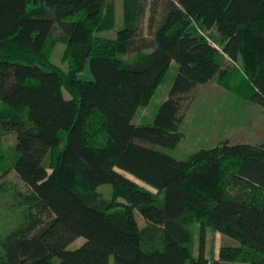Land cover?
I'll return each mask as SVG.
<instances>
[{"label":"trees","instance_id":"16d2710c","mask_svg":"<svg viewBox=\"0 0 264 264\" xmlns=\"http://www.w3.org/2000/svg\"><path fill=\"white\" fill-rule=\"evenodd\" d=\"M144 9L125 0L113 39L99 33L115 28V0H0V173L15 170L29 188L23 221L0 238V264H264V143H223L185 159L165 151L185 137L189 95L233 64L244 80L229 88L264 111V0H166L155 36L138 43ZM201 29L217 30L231 64L222 67ZM59 42L68 70L51 59ZM173 62L168 98L153 122L135 124ZM88 65L92 80L79 76ZM208 228L236 244L210 259Z\"/></svg>","mask_w":264,"mask_h":264},{"label":"rangeland","instance_id":"374dc122","mask_svg":"<svg viewBox=\"0 0 264 264\" xmlns=\"http://www.w3.org/2000/svg\"><path fill=\"white\" fill-rule=\"evenodd\" d=\"M115 1L117 12L115 28L99 33L101 36L113 39L117 38L118 32L123 28L125 20V0ZM141 2L145 9L139 21L138 43H140L142 38L152 39L155 36L156 30L165 15L166 0H162L155 11L152 10L153 0H141ZM200 31L208 38L209 42L219 48L221 53L219 60L222 67L225 68L231 64L229 57L222 53V49L217 44V39L221 38L217 30L213 29L209 31L201 29ZM56 35H60L59 29L56 31ZM65 50L66 45L63 42H59L52 53L51 59L56 65L64 70H68ZM135 55L136 53H128L122 55V57L126 61H131ZM234 65L236 67L233 68L232 72L216 75L208 83L199 85L189 95L193 100L182 126L185 137L176 148L165 149L166 152L177 159H185L202 148H213L223 143L234 145L246 140L258 143L264 142L263 108L254 102L240 98L229 88L244 80L241 64ZM178 68L179 66L176 62L171 64L170 69L162 78L152 99L146 105L140 107L133 120L135 124H149L153 122L159 107L169 96V91ZM79 76L85 80H92L93 75L90 66L88 65ZM65 95L68 98L70 97L67 92H65ZM2 140L4 147L10 151L17 143V136L15 133H9L4 135ZM123 173L140 184L157 190L155 186L140 179L133 173L124 170ZM0 185V238H2L23 221L25 206L20 202L21 194L29 192V188L15 170H12L6 176L0 173ZM98 190L106 199L110 200L113 197L111 184H103ZM121 201L123 200L121 199ZM136 216L140 222V226L144 227L147 224L144 218L138 212ZM191 228L195 233L194 254L198 255L201 228L199 224H193ZM225 239L221 233L213 231L210 228L207 229L206 254L210 259H214L218 255L221 246L225 243ZM85 241V238L81 237L70 245L69 248L74 250ZM54 264L62 263L59 258H55Z\"/></svg>","mask_w":264,"mask_h":264},{"label":"crops","instance_id":"0c3cea01","mask_svg":"<svg viewBox=\"0 0 264 264\" xmlns=\"http://www.w3.org/2000/svg\"><path fill=\"white\" fill-rule=\"evenodd\" d=\"M263 115H264V112H263ZM237 144H252V145H257V144H262V143L252 142V141L246 140V141H243V142H239ZM224 237L226 238L225 239V243H227V244H236V242L234 240H232L230 237H227V236H224Z\"/></svg>","mask_w":264,"mask_h":264}]
</instances>
